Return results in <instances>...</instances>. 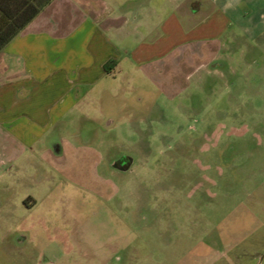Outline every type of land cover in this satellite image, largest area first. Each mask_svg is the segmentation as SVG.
I'll return each instance as SVG.
<instances>
[{"label": "rangeland", "instance_id": "1", "mask_svg": "<svg viewBox=\"0 0 264 264\" xmlns=\"http://www.w3.org/2000/svg\"><path fill=\"white\" fill-rule=\"evenodd\" d=\"M133 2L157 25L176 7L174 0ZM229 3L217 0L212 9L224 15L225 34L203 60L188 57L149 73L127 64L114 94L98 98L103 115L120 116L108 133L96 129L99 108L89 117L65 116L35 143L24 119L8 127L15 129L10 143L0 129V264L258 263L264 0ZM174 13L186 32L208 36L211 29L193 27L198 16ZM216 52L230 61L235 85L202 68ZM136 113L142 119L130 116ZM54 143L64 150L60 158L46 151L53 154ZM116 147L140 154L120 178L105 160ZM21 234L27 241L19 244Z\"/></svg>", "mask_w": 264, "mask_h": 264}, {"label": "crops", "instance_id": "2", "mask_svg": "<svg viewBox=\"0 0 264 264\" xmlns=\"http://www.w3.org/2000/svg\"><path fill=\"white\" fill-rule=\"evenodd\" d=\"M133 1L50 0L5 47L0 54L3 142L14 139L13 124L21 119L35 143L64 124L65 116L89 117L97 108L102 116L98 98L114 94L112 84L127 72L128 63L142 69L146 62H169L177 45L200 37L186 32L174 13L187 17L184 2L174 0L176 11L157 25ZM224 21L216 12L198 28L211 29L206 34L214 37L224 30Z\"/></svg>", "mask_w": 264, "mask_h": 264}, {"label": "flooded vegetation", "instance_id": "3", "mask_svg": "<svg viewBox=\"0 0 264 264\" xmlns=\"http://www.w3.org/2000/svg\"><path fill=\"white\" fill-rule=\"evenodd\" d=\"M229 1L230 0H228V3ZM183 2L186 4V10L188 13L187 17L188 18L190 17L189 18L190 21H193V18L197 16L198 18H200V21L207 19V17L212 15L213 13L212 9L217 4V0H178L179 4ZM199 23L193 25V27H196ZM223 34H225V30H223L219 35L214 37L205 36V37H199L184 41L183 43L177 45L174 48V52L170 59V62H166V61L146 62L141 64L140 67L146 70L148 73L151 71L161 72L163 69L167 67L166 66L167 64L169 67L181 66L182 64H184L185 59L188 57H196L203 60L204 50L206 49V47L207 46L214 47L216 43L215 42L216 38L221 39ZM202 68L205 69L206 72L216 74L217 77H220L221 79L222 78L225 79L229 86L235 85V80H236L235 78L236 77L238 78V76H236L233 73L234 70L231 66L230 61L223 58V56L220 55V53L218 52L214 53V55L207 62L203 63ZM155 79L158 80V78L156 77ZM133 115L139 116L138 118L142 119L141 118L142 116L138 113L131 114L130 116ZM114 118L115 119H113V117L110 116L107 117L106 115L99 116L98 126L96 127V129L101 133L104 134L108 133L110 129H112L116 125L120 116H116ZM129 124H131L130 126L132 128L136 126V124L133 121H129ZM85 144H83V146H85ZM53 148H54V153L57 156H55L54 153L52 154V152L46 147V151L48 155L51 154L56 158H60V156H62L64 153V150L62 149L61 145L58 143H54ZM131 148L132 150L130 152L122 151L117 147L115 148L116 150H108L106 152L105 160H106V167L110 170V172L108 171L109 174L117 178L118 177L120 178L133 172L134 166L137 163L136 160L138 159L140 160V154L137 149L133 147ZM17 241L19 244H22L27 241V237L21 234V236L17 238Z\"/></svg>", "mask_w": 264, "mask_h": 264}, {"label": "trees", "instance_id": "4", "mask_svg": "<svg viewBox=\"0 0 264 264\" xmlns=\"http://www.w3.org/2000/svg\"><path fill=\"white\" fill-rule=\"evenodd\" d=\"M50 0H0V54Z\"/></svg>", "mask_w": 264, "mask_h": 264}, {"label": "water", "instance_id": "5", "mask_svg": "<svg viewBox=\"0 0 264 264\" xmlns=\"http://www.w3.org/2000/svg\"><path fill=\"white\" fill-rule=\"evenodd\" d=\"M264 259V254H262L260 257H259V260H258V263L257 264H260L262 262V260Z\"/></svg>", "mask_w": 264, "mask_h": 264}]
</instances>
